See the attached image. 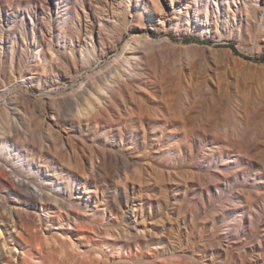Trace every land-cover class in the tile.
Returning a JSON list of instances; mask_svg holds the SVG:
<instances>
[{
  "label": "rangeland",
  "instance_id": "1",
  "mask_svg": "<svg viewBox=\"0 0 264 264\" xmlns=\"http://www.w3.org/2000/svg\"><path fill=\"white\" fill-rule=\"evenodd\" d=\"M0 14V147L28 183L8 196L13 222L0 212L15 253L0 264H264V61L244 58L264 54V0H0ZM130 52L96 115L78 113Z\"/></svg>",
  "mask_w": 264,
  "mask_h": 264
},
{
  "label": "bare ground",
  "instance_id": "2",
  "mask_svg": "<svg viewBox=\"0 0 264 264\" xmlns=\"http://www.w3.org/2000/svg\"><path fill=\"white\" fill-rule=\"evenodd\" d=\"M160 8H161V6H160ZM158 10H159V12H157V13L158 14H162V13H160L161 12L160 9H158ZM207 12H208V10H207ZM158 21H160L159 18H158ZM135 39H137V38H135ZM147 39L148 38H145V40H147ZM124 45H125L126 48H130V45L131 44L129 42H126V43H124ZM141 45L144 47L143 44H141ZM95 48H96V46H95ZM0 53H1V51H0ZM119 55H120V53H119ZM117 58H116L117 61H115V63H112V65L115 64L114 67L111 70H108L109 71V74H108L109 76H107V75L102 76L100 79L96 80V82L94 83V87L91 88V90L88 89L89 90V94H90L89 99L86 97L85 103H84L83 107L76 109L78 113H81L82 115H85V116L96 115V113L100 110V108L103 105L102 104V101L109 99V97H110L109 91L114 89V85L116 83H118L120 80L125 79L127 77V72L128 71L131 72V69L133 67V63L132 62L138 61L139 56L137 55V53L130 52V54L124 55L122 57V61L121 60L118 61ZM119 59H121V58H119ZM122 62H123V64H122ZM84 98H85V96H84ZM3 112H6V110L3 111ZM38 123H39V121H38ZM13 128H14V131H16V128L15 127H13ZM14 131H10V132H14ZM6 133H7V130L3 126H0V138H4L5 139V134ZM4 139H2V143H1V147H0V212H1V215H3L5 217V220L7 222L12 223L13 222V218H14V213L17 210L14 208V205H13L14 202H12L14 200L10 199L11 197L8 199V196H11L14 193L13 192L14 190L16 191V189H18V188L26 187L28 185V183H27L26 180H24L22 178H18L17 177V174H16V168H15V166L20 163V161H19V159H20L19 156L20 155H19L17 149L14 148V150H15L14 151V154H15V156H14V158H15L14 159V163L8 164V161L7 160H9V159H6L7 156H4V153H6V152H8L9 150H12V149H9L10 148V145H8L7 142ZM30 170H32V169H30ZM8 183H9V185H8ZM47 184H50V181H48V179L45 180L44 183H41L40 182L39 184L36 185V188H35L36 191H33V193H32L33 196L36 199H38V200L41 201V205H37V208H40V211H41L42 214H48V213H45V212L51 208L50 206L44 204L45 200H49V199H51V200L53 199L54 201L56 200V198L54 196L48 194L45 191V189L43 188V185H47ZM20 196H22V195H20ZM35 206H36V204H35ZM4 248H6V249H4ZM5 253H8L11 256H15V253L11 250V248L6 247L5 241L2 240V241H0V262L3 261V258L5 256L4 255Z\"/></svg>",
  "mask_w": 264,
  "mask_h": 264
},
{
  "label": "trees",
  "instance_id": "3",
  "mask_svg": "<svg viewBox=\"0 0 264 264\" xmlns=\"http://www.w3.org/2000/svg\"><path fill=\"white\" fill-rule=\"evenodd\" d=\"M181 40L187 41L189 38H182ZM206 42V41H205ZM230 48L236 53L239 54L236 49L233 47V45H230ZM248 60H253V61H264V54L260 55L259 57H244Z\"/></svg>",
  "mask_w": 264,
  "mask_h": 264
}]
</instances>
